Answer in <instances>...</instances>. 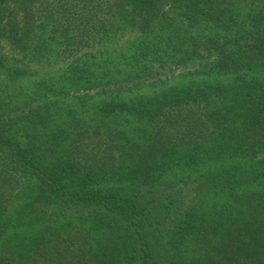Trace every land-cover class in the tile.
<instances>
[{
	"label": "trees",
	"instance_id": "1",
	"mask_svg": "<svg viewBox=\"0 0 264 264\" xmlns=\"http://www.w3.org/2000/svg\"><path fill=\"white\" fill-rule=\"evenodd\" d=\"M165 2L0 0V37L26 51L50 21L73 59L0 100V241L35 227L0 264H264V0H173L182 23ZM214 75L239 80L170 85ZM203 165L185 199L169 174Z\"/></svg>",
	"mask_w": 264,
	"mask_h": 264
},
{
	"label": "rangeland",
	"instance_id": "2",
	"mask_svg": "<svg viewBox=\"0 0 264 264\" xmlns=\"http://www.w3.org/2000/svg\"><path fill=\"white\" fill-rule=\"evenodd\" d=\"M172 2L173 0H166L162 12H164L166 16L178 19L181 23L182 21L185 22L186 20L183 16H180L177 7L175 5L172 6ZM10 7L14 9L20 25L25 27L27 24L23 11L18 8L14 2L11 3ZM240 11L241 13L245 14L247 11V5H243ZM42 24L43 25L36 24L33 26V28L30 26L29 35L31 47L26 51H23L19 47L12 44L6 37H0V100H11L13 98L12 95L17 91L23 92L21 99L24 100L27 97V94L33 91L41 81H45L53 77L57 78L59 75L64 73V71L73 61V59L66 58L62 54V35L53 31L50 21ZM141 36L142 33L140 31L129 25L120 32L117 38L113 39L108 45H106L104 49L115 55L119 54L123 51H126L128 46H130L133 41L137 40ZM34 43L39 44L41 53L36 54L33 52L34 50L32 47ZM83 51L81 53H83ZM235 80L239 79L231 75H214L206 77L198 76L193 80H190L189 78L177 79L170 85L182 86L187 85L191 81H193L196 85L203 83L204 81H209L211 83L230 84ZM121 122L126 124L132 131L140 127V123H138V121H136V119L131 116L122 117ZM258 157H264V152L260 153ZM242 160L243 159L239 157H233L223 159V161L219 163H229L231 161ZM206 168L207 166L203 165L196 168L176 170L174 173L169 174L168 179L176 181L178 180L179 182L177 184L183 189L185 199H188L187 197H190L194 194V188L197 186L196 182L192 183L189 181L194 180L196 174L206 170ZM178 175H184V177L180 178ZM185 178L189 179V183L183 180ZM23 200V194L12 200L11 211L13 213ZM33 229H35L34 226H25L18 229L17 231L10 230V233L6 234L5 237L0 241V249L5 246L7 239L12 240V242H16L18 239H15L16 237L14 236L32 232Z\"/></svg>",
	"mask_w": 264,
	"mask_h": 264
}]
</instances>
